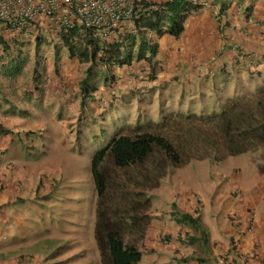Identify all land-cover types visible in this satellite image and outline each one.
<instances>
[{"label":"crops","instance_id":"crops-1","mask_svg":"<svg viewBox=\"0 0 264 264\" xmlns=\"http://www.w3.org/2000/svg\"><path fill=\"white\" fill-rule=\"evenodd\" d=\"M156 1L164 3L168 0ZM206 2V6H198L189 12L185 29L179 37L164 31L166 26L161 34L145 31L144 35L157 45V52L152 60L137 58L140 43L137 37L131 50L132 62L122 66L113 65L109 73L111 80L105 81L95 93L94 100L87 98L84 101L80 88V82L85 76L83 73L82 78L74 85H26L22 87L23 96L18 95L19 97H15L16 93H20L15 92L16 89L0 87V124L14 133L28 131L30 129L26 127L24 118L28 114L36 117L40 110L46 111L49 106L56 111L63 108L68 113L74 110L78 114L83 106L91 110L99 108L94 113L97 116L109 115L111 111L108 108L115 111V114L125 115L124 119L129 123L157 121L162 116L161 109L183 112L210 110L211 108L198 105L204 92L203 101L215 103V94L228 99L254 90L264 83V0ZM134 25L136 23L133 22ZM124 30L111 34L108 42L122 40L126 33ZM57 39L58 37L55 40ZM148 55L150 52L146 53ZM60 56L61 60H71L70 65L73 64V59L76 60V67L81 64L78 58L71 57L67 49ZM56 57L57 53L54 51V64ZM61 65L65 64L61 62ZM20 108L26 109L20 112ZM55 109L52 113L54 115ZM8 111L14 112L9 117L1 115ZM60 121V127L65 126L66 119ZM14 122L16 123L12 124ZM35 123L33 128L36 130ZM113 124L116 128L115 121ZM42 138L48 139L45 134ZM262 148L264 146L253 154L264 150ZM2 152L0 206L13 203L18 196L28 197L41 176L34 173L35 166L31 164L21 166L25 163L22 160H16L14 170L9 165V159L19 153V146L15 144L13 137L0 135V153ZM235 170L240 171L238 168ZM247 171L249 176L256 171L253 182L251 179L238 178L237 174L224 175L226 179L219 193L212 192L210 201L204 203L191 198L188 190L173 189L167 178H164L154 191L152 221L140 245L143 252L142 263L201 264L195 259L178 261V258H184L192 251L186 253L185 246L177 242L181 233L189 231V228L173 220L172 205L176 203L177 208L190 213L200 207L201 217L209 228L215 264H222L220 260L225 253L231 252L233 246L237 247L232 252L237 264H264V163H251ZM17 184L23 186L18 187ZM236 187L241 190L240 197L232 195ZM51 190L52 183L49 180L41 187L40 195L49 194ZM28 219L29 215L16 213L17 228L18 222H26ZM8 221V215L0 217V235L4 234L5 238ZM29 234L34 235L35 232ZM162 234L168 235L172 241L171 247H165L160 241ZM2 239L3 236H0L1 243ZM251 251L256 253V258L244 261L243 254ZM7 256H4L5 259L0 256V264H16V255L9 258Z\"/></svg>","mask_w":264,"mask_h":264},{"label":"trees","instance_id":"trees-1","mask_svg":"<svg viewBox=\"0 0 264 264\" xmlns=\"http://www.w3.org/2000/svg\"><path fill=\"white\" fill-rule=\"evenodd\" d=\"M194 8L197 7L182 0L166 1L159 10L141 13L135 21L136 32L128 31L122 40L113 42L102 41L89 29L83 32L76 29L63 36L71 56L79 51L82 62L104 63L108 67L130 64L137 37L140 39L137 58L152 60L157 45L148 42L145 31L161 34L166 26L164 31L179 37L187 15ZM147 52L150 55L146 56ZM20 72L21 67H17L12 74ZM80 88L84 101L94 100L97 87L91 86L89 78L81 80ZM62 110L59 108L57 115H62ZM162 110L157 121L124 125L92 157L91 173L97 192L95 237L103 264H139L141 255L136 243L145 236L151 222L150 191L159 186L170 168L182 167L193 160L219 162L264 146V83L233 96L212 112ZM0 132L13 133L7 128H1ZM60 208H47L45 220L54 212L52 220L55 219ZM177 220H186L196 231L203 228L204 241L209 242L200 218L184 214ZM196 239L192 236L191 242Z\"/></svg>","mask_w":264,"mask_h":264},{"label":"rangeland","instance_id":"rangeland-1","mask_svg":"<svg viewBox=\"0 0 264 264\" xmlns=\"http://www.w3.org/2000/svg\"><path fill=\"white\" fill-rule=\"evenodd\" d=\"M62 51L66 52V49H61L60 53H62ZM23 53L25 57L28 58V61H26V66H24L22 72L16 76L12 75L11 78L0 76V87L16 89L15 92H20L18 94L16 93L15 97H19L18 95L23 96L22 87L26 85L34 86L37 84L47 83L61 86H64L63 84L74 85L78 82V79L82 78V73L84 74L86 67H88V64H80L76 67L75 59L72 60V65H70L71 60H61V58L57 62L59 63V65H57V63L54 64L52 60L54 47H50V45H47L46 43L44 45L41 44L39 49H37V47L35 49L34 45H27ZM49 58L51 59V61H49ZM61 62H63L65 65H61ZM94 70L97 71V74L99 76L101 73H105L102 77V80H104L107 75L110 76L109 73L111 69L107 68L103 64H98L96 67H94ZM40 77L41 79H39ZM98 82L99 80H97L95 84H98ZM99 84L102 85V83L100 82ZM201 96L202 100L199 101L198 105L205 106L211 109H202L196 111V113L219 110L221 106H223L227 101V98L224 99L220 97V95L215 94V103H205L203 101L205 100V92L202 93ZM167 104L166 106H168ZM104 107H107V105H105ZM24 109L26 108H20L18 110L22 112L24 111ZM54 109L49 106L45 109L46 111L40 110L39 113L37 112L38 114H36V117L28 114V116H26L24 119H26V127L28 129H34L33 123L36 122V130L38 129V127H40V129L44 130V133L49 132L48 142H46V144H48V149L46 145H43L41 143V146L37 148V151L41 149H47L46 162L50 163V166L53 165L54 162L53 166L56 174V179L60 181L58 184L60 185L62 182V188H64L67 192L64 206L67 208V210L76 209L80 211L79 214H72L71 211H69L67 214H72V217H74L78 223L75 220L72 223H66L64 219L65 217L62 215L57 216L58 221L60 220L59 223L56 222L57 218L48 221L40 220L42 223H45L44 227L47 229L46 231H44L46 232L44 233V235L42 234L40 237H38L39 239H41L40 245L34 246L33 249H26L23 251L17 249L18 244L22 246L24 245L25 248V243L28 242L30 238L32 240L33 237L30 236L28 238H23L19 236L21 233L12 232L11 236L8 238L9 256L12 254H19V260L20 257H22L23 259H26L27 262L33 264H47L57 261H67L68 264H80L78 259L81 255L76 257L78 259L71 256L74 251L73 248L77 244L78 239L76 234L74 235V230L79 224V226L82 227L84 231H86V234L81 235L80 239H82L83 244L87 243L91 236L90 231H92L93 235L96 221V191L90 171L91 157L96 150L103 148L112 140L115 131L113 121L116 122L117 128L120 125H123L124 122H127V120L124 119L125 115L115 114V111L107 108L109 112L111 111L110 115L112 116H107L105 120L108 121L103 122L104 118L102 117V115L97 116L94 114L95 112L97 113V110L99 108H94L92 110L87 108V110L90 112V115L86 116V118H90L89 122L91 124H88L86 130H84L82 127L80 128L81 131L77 136L78 140L72 141L71 139H69L68 141L65 135H60L63 129H59L61 126V121L58 122L56 115L52 114ZM84 112H81L79 116ZM59 113L60 111H58V114ZM1 115L9 117L5 113ZM66 117H72L70 120H75L78 117V112L74 110L70 111L69 113L66 112ZM109 119H111V121ZM22 120L23 118L20 119V121ZM15 123L16 122L12 124ZM78 124L79 122L75 121L74 126L76 129H78ZM44 127L47 131L44 129ZM19 128L20 127H18V129ZM66 130L68 131V129ZM58 131H60V133L58 136H56ZM21 137H23L21 138V140L23 141H27L29 139L25 134L21 135ZM63 148L67 149V161L64 160L65 157H63L61 154V152L63 154L65 153V151H63ZM260 151L261 152H259L258 154H253V152H250L238 156L228 157L225 160L219 162H210L208 159L191 161L183 168H170L165 178H167L168 184L173 189L188 190V194L192 196L191 198L194 197L196 200H200L204 203L206 201H210L209 198L212 196V192H214L215 194L219 193L220 188L224 184V179H226L224 175L228 176L237 174L238 178L242 177L244 180L251 179V181L253 182V179H255L256 171L252 172L249 176L247 169L251 163L255 165H262L264 163V150ZM22 156L26 157L24 159L33 158V155H28V151L25 148L22 149ZM16 158L17 155L9 159V165L11 167L13 166V170L16 169L14 166V164L16 163ZM61 159H63V162H57ZM50 166L40 167L42 171L41 173H48L51 169ZM236 168L240 169V171L237 172L235 170ZM162 182L163 180L161 181V184ZM89 205H91V220L87 219L85 213V210H87L88 212ZM178 209L180 208H175L174 210L179 212ZM3 210L4 209H2L1 211ZM63 221H65V224H63ZM53 224H55L56 226H54ZM38 238L35 237L34 240ZM194 247L195 249H197V253H200L202 251L201 248L197 247V245H193V248ZM204 248L208 249L206 246L202 247L203 250ZM43 251H45L46 253H43ZM26 252L28 253L26 254ZM203 254L206 256V258L208 257L210 259L209 253L204 251ZM35 255H37V257ZM61 264L64 263L62 262Z\"/></svg>","mask_w":264,"mask_h":264},{"label":"clouds","instance_id":"clouds-1","mask_svg":"<svg viewBox=\"0 0 264 264\" xmlns=\"http://www.w3.org/2000/svg\"><path fill=\"white\" fill-rule=\"evenodd\" d=\"M168 1H173V0H168ZM154 2H156L158 4V9L157 10H159L160 9V5L162 3L157 2V1H154ZM139 5L140 6L137 8L136 16L134 17V20H133L134 23H136L135 21H136V19H138L140 17L141 13L144 12L145 14H147V13H149L151 11H156V10H154V9H152L150 7L151 3L147 2V1H144V0L139 1ZM146 6H147V8L144 11L143 8L146 7ZM194 7H198V6H194ZM122 29H125L124 31H126V32L130 31V32H133V33L137 31L136 30L137 29L136 25L133 26V23L124 25ZM119 30H121V29H119ZM64 34L62 33V34L57 35V36L56 35L40 36V37H36L34 39L31 38V37L23 38L21 36L13 37L11 35L8 36L7 39H5V37L0 36V76H5V77H8V78H11L12 75H14V76L18 75V74H16V75L12 74L13 71L17 67H21V72H22L24 66H26V61H28V58L25 57V55L23 53L24 50H25V47L27 45H34L35 49H36V47H37V49H39L41 44L44 45L45 43L47 45H50V47H54V51L57 53V55H59V59L55 58L56 59V61H55L56 63L61 58V56H60V50L61 49H67L69 51V54L71 55L69 47L66 46V43H65V40H64L65 38L63 36ZM56 37H58L57 40H55ZM150 39L151 38H147L148 42L152 43V40H150ZM101 40L105 41V42L109 41V39H101ZM139 41H140V39H139ZM77 43H79V42H77ZM78 45L79 46H83V44H78ZM71 57L72 58H78L80 63H81V65L82 64H88V67H86V69H85V72H84L85 76L83 77V79L86 78V77L89 78L91 80V86L95 85L97 87V89L94 91V95L100 89V87L103 86L105 81L111 80L112 76H109V75H107L104 78V80H102V77H103V75L105 73H101L100 76H99L97 74V71L94 70V67H96L98 64L99 65L103 64L107 68L111 69V67L113 65L111 67H108L104 63H98V62L97 63H92L91 61L82 62L81 61V57L79 55V51H77L75 56H71ZM91 66H94V67H91ZM87 70H89V71H87ZM35 72H36V69H35ZM39 79H41V77ZM97 80H99V82L102 83V85H100L99 82H98V84H95V82ZM2 88H4V87H2ZM246 92H248V91H246ZM228 99H230V98H228ZM84 110H85V112H84ZM79 111H80V113L81 112H84V113H82V115H80V116H79V114H80L79 113L78 117L75 120H70L72 117H66L65 116L66 115V111L64 109L61 112L62 115H57V111H56V118H57L58 122L61 119H63V118L66 119V121H64L65 122V127L62 126L59 129H63L60 135L61 136L65 135L66 139L68 141H69V139H71L72 141L78 140L77 136H78V134L81 131L80 128L82 127L84 130H86L87 127H88V124H91L89 122L90 118L89 117L86 118V116L90 115V112L87 110V107L83 106ZM13 112L14 111H8V112H5V114L9 115V114H11ZM166 112L168 113L169 111H166ZM208 112H212V111H208ZM105 116L106 115H102V117L104 118L103 122H107L108 120H105L106 117L107 116L111 117L112 115H110V113H109V115H107L106 117ZM109 120L111 121V119H109ZM75 121L79 122V124L77 126L78 129H76L75 126H74ZM136 122H138V121H136ZM136 122H134V123H136ZM141 122H144V121H141ZM66 123L67 124H71L72 127H71V125H67ZM126 124H133V123L124 122L123 125H120L119 127L114 128L115 131H114L113 137L115 136L117 131L119 129H121ZM1 128H5V127L2 124H0V129ZM44 129L46 130L45 127H44ZM66 129H68V131ZM59 133H60V131H58L56 136H58ZM23 134H25L29 138L27 141L21 140V138H23V137H21V135H23ZM44 134L47 136V138L49 137L48 136L49 132L44 133L43 129H38V130L34 129V131L33 130H28V131H24L22 133H14L13 132V133H9V134L0 132V135L6 136L7 138L13 137L14 141H15V144L17 143L16 145L19 146V153L17 155L16 160L19 159V160H22L23 163L25 162L21 166H24V165L27 166L28 164H31L32 166H35L34 173L36 175H41L37 186L34 187L32 192L30 191V195L28 197H24L23 198V197L18 196V197H15L13 203H9L8 205L0 206V217L2 218V215L6 214V215H8V219H9L8 226H7L8 227V231H7V233H5L6 234V238L4 237V234L0 235V236H3L2 243L0 242V256L2 258H4V256L8 255L7 258H9L12 255H16V260H17L16 264H33V263L27 262V260L23 259L22 257H20V260H19L18 259L19 254H12V255L9 256L8 238L11 236L12 232L21 233L19 236H21L23 238H28L30 236L33 237L32 240L30 238V240L25 243V246H26L25 248H24V245L22 246V245L18 244L17 249H20L22 251L26 250V249H33L34 246L40 245V242H41L40 240L41 239H39L38 237H40L42 234L44 235V233H46L44 231L47 230L44 227L45 223L44 222L42 223L40 220H43V221L52 220V216L55 214V212H54L49 218H47L45 220L44 213H45V210L47 208L51 207V209L53 210L55 206L61 207L58 210L55 218H57L58 215H62V216L65 217L64 219H65L66 223L74 222L75 218L72 217V214H79V212H80L79 210H76V209H70V210L68 209L67 210V208L64 206V203L66 201L65 197L67 196V192H66V190L64 188H62V182H61L60 185L58 184L60 181H58L56 179V174H55L54 166H53L54 162H53V165H51V166H50V163L46 162V160H47L46 150L48 149V144H46V142H48V139L44 140L42 138ZM41 143L43 145H46L47 149H41V150L37 151V148H39L41 146ZM23 148H25L28 151V155H33V158L24 159L26 157L22 156V149ZM64 149L65 150H63V151H65V153L63 154L61 152V154H62L63 157H65L64 160L67 161L68 160V156L66 155L67 149L66 148H64ZM96 151H98V150H96ZM250 152H254V151H250ZM3 153L4 152L0 153V164L3 163L2 162V154ZM94 153H93V155H94ZM93 155H92V157H93ZM92 157H91V161H92ZM230 157H233V156H230ZM193 161H196V160H193ZM209 161L213 162L211 160H209ZM57 162H63V159H61V160H59ZM57 162H55V163H57ZM186 165H184L182 167H185ZM44 166H46V167L50 166L51 169H50V171L48 173H43L42 174L41 173L42 171H41L40 167H44ZM182 167H172L171 169H178V168H182ZM90 171H91V165H90ZM91 175H92V173H91ZM166 175L162 178V180L166 177ZM92 178H93V176H92ZM49 180H51V183H52V190H51V192L49 194L41 196L40 195V189ZM94 185H95V183H94ZM160 185H161V182H160L159 186ZM22 186H23V184L21 186L18 185V187H22ZM159 186L156 187L155 189H153L152 191H150V197H151L150 216H151V221H152V212H153L152 211V206H153L154 191L157 188H159ZM95 191H96V188H95ZM240 192H241V190L236 187L232 191V195L236 196V197H240L242 195ZM95 197H96V202H97V192L95 194ZM198 202L201 203L200 200H198ZM172 207L173 208H172V211H171V215H172L173 220L175 221V223H177L179 225L183 224V225H185V226H187L189 228V231H185L184 234L181 233V235L177 239V242L179 241L182 245L185 246L184 248L186 249V253H188V252L190 253L192 251V253L188 254L186 257L178 258V261L182 260V261L186 262L188 260L195 259V260L200 261L201 264H215L216 257L214 256L213 252L211 251V239H210L209 228L204 223V221H203V219L201 217V209H200V207L195 209L193 211V213H190V212H187V211H183L181 209H178L179 212L174 210L175 208H177V204L176 203H173ZM96 208H97V205L95 203V216H96L95 229L93 230V235H92V231H90L91 232V236H90L89 241L87 243H84V244L82 243L83 241L80 238H81V235L86 234V231H84L82 229V227L79 226V224H78L77 228H75V230H74V235L76 234L78 239H77V244L73 248L74 251H73L71 256L76 258L77 256L81 255L79 259L76 258V259H78L80 264H103L101 252H100V249H99L96 237H95L96 224H97V210H96ZM2 209H4V210L1 211ZM69 211H71V213H72L71 215L67 214ZM16 213H19V214L23 213V215H29V219L26 222H18V224H19L18 228H17V224H16ZM85 213H86L87 219L91 220V218H92L91 205H89V207H88V212H87V210H85ZM184 214H189V215L193 216L194 218H200V220L202 221L201 222L202 226L204 228H206V231L208 232L209 242H205L204 241V236H203V234L201 232L203 230V228H200L199 230L196 231V230H194L192 228V226L190 227L188 224H186V220L184 222H178L177 217L181 218ZM59 221H58V218H57L56 222L59 223ZM65 221H63V224H65ZM53 225L56 226L55 224H53ZM148 228H149V226L147 227V230H148ZM4 229H5V226H4ZM147 230H146V232H147ZM32 231L35 232L34 235H30L29 234ZM192 236H195V237L198 238V239L195 240L194 243L191 242V237ZM35 237H37L38 239L34 240ZM144 238H145V236L136 243V246H137V248H138V250L140 252V255H141L139 264H143L142 263L143 252L141 250V246L140 245H141V242L143 241ZM160 241L164 244L165 247H167V248L171 247V242L172 241L170 240V238L168 237L167 234H162L160 236ZM95 242H96V246L97 247L95 246ZM193 245H197V247L201 248L202 251L200 253H197L196 252L197 249H195V247L193 248ZM203 246H206L208 249L204 248V250H203L202 249ZM236 249H237V247L233 246L231 252H228V253L224 254L223 259L220 260L222 262V264H237L236 263V259L234 257V254L232 253V252H235ZM204 251L210 254L209 257H210L211 260L208 257L206 258V256L203 254ZM27 253L28 252H26V254ZM43 253H46V252L43 251ZM211 254H212V258H211ZM35 256L37 257V255H35ZM243 256L245 257L244 261H247L248 259L256 258V253L254 251H251V252L243 254ZM62 262L64 264H68L67 261H57V262H52V263H47V264H61Z\"/></svg>","mask_w":264,"mask_h":264},{"label":"built area","instance_id":"built-area-1","mask_svg":"<svg viewBox=\"0 0 264 264\" xmlns=\"http://www.w3.org/2000/svg\"><path fill=\"white\" fill-rule=\"evenodd\" d=\"M142 0H0V36L36 38L89 29L99 39H108L133 23ZM158 9L156 0H144ZM206 6V0H182Z\"/></svg>","mask_w":264,"mask_h":264}]
</instances>
